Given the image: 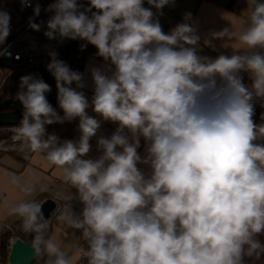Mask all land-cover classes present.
Returning a JSON list of instances; mask_svg holds the SVG:
<instances>
[{"label": "clouds", "instance_id": "obj_1", "mask_svg": "<svg viewBox=\"0 0 264 264\" xmlns=\"http://www.w3.org/2000/svg\"><path fill=\"white\" fill-rule=\"evenodd\" d=\"M20 2L32 8L30 29L45 28L57 43L83 41L101 59L80 72L48 52L56 107L42 77L19 78L13 145L42 154L78 205L57 209V221L79 233L69 256L59 236L46 235L33 186H21L27 199L11 213L34 252L47 264H245L264 255V119H253L264 102V0H246L238 24L203 40L191 13L163 31L158 17L175 0H52L39 23L40 3ZM10 21L0 10V46ZM201 40L232 52L202 55ZM72 121L75 138L47 131ZM55 197L66 199L62 191Z\"/></svg>", "mask_w": 264, "mask_h": 264}, {"label": "crops", "instance_id": "obj_2", "mask_svg": "<svg viewBox=\"0 0 264 264\" xmlns=\"http://www.w3.org/2000/svg\"><path fill=\"white\" fill-rule=\"evenodd\" d=\"M13 0H0V10H6L13 20L15 13L11 10ZM145 7H149L145 3ZM247 8L246 0H175L173 6H165L162 9L163 15H160L159 22L164 32H168L176 24L182 22L185 13H191L192 22L197 28V33L202 37L207 35L209 31H218L229 25V22L238 24L239 20L243 18ZM155 12V9H153ZM10 21V23H11ZM202 46V55L216 57L217 55L231 54L230 47H221L223 41H213L215 50ZM97 63L101 62L98 57H91L85 61L83 71L85 72L89 62L94 60ZM90 79V78H89ZM86 95L91 96L89 88L84 89ZM59 111V109H58ZM90 114L91 111L89 110ZM77 121L65 122L64 124H54L47 126L48 132H55L62 139L75 138L78 133L76 130ZM112 125L105 123L102 130L108 133L112 130ZM8 129L3 130V134ZM94 144V140L92 141ZM31 184L34 188L31 198L39 202L46 200L48 196L47 190L55 188L56 191H62L66 197L65 200H58L54 197L53 201L56 204L55 212L49 219V226L46 235L53 237L59 236L63 243L61 248L69 256L73 254L75 249L81 245L79 240V233L61 224L57 221V209L68 208L69 211L78 209V205L73 199V190L62 181L59 170L55 167H50L43 155L40 153H32L27 161L20 159L14 153L0 154V247L3 238L10 233V236L5 239L6 260L10 251V242L17 238L19 233H22L20 220L11 213V208L21 202L25 197L21 191V186ZM41 187L46 190L41 191ZM38 264H47V257Z\"/></svg>", "mask_w": 264, "mask_h": 264}, {"label": "built area", "instance_id": "obj_3", "mask_svg": "<svg viewBox=\"0 0 264 264\" xmlns=\"http://www.w3.org/2000/svg\"><path fill=\"white\" fill-rule=\"evenodd\" d=\"M31 2L33 4L38 2L41 5V14L34 22H46L51 13H46L43 9L52 0H31ZM85 2L86 0H78V3L85 4ZM11 10L16 15H20L22 20L16 26H13L8 36L9 38L7 37L6 44L0 46V48L7 47V54H0V66L9 70L12 75L20 77L42 68L49 60L48 52L55 49L60 53L68 45L70 40L57 43L56 40H48L43 35V32L46 30L45 28L42 27L40 31L30 29L28 27V19L33 14L32 8L22 9L20 0L12 1ZM244 79H247L246 75ZM8 128L9 130L0 136V154L14 153L20 159L27 161L32 153L22 152L18 147L13 145L11 140L13 127ZM56 192L55 188H49L47 190V194L52 200Z\"/></svg>", "mask_w": 264, "mask_h": 264}, {"label": "water", "instance_id": "obj_4", "mask_svg": "<svg viewBox=\"0 0 264 264\" xmlns=\"http://www.w3.org/2000/svg\"><path fill=\"white\" fill-rule=\"evenodd\" d=\"M82 44H85V42L70 40L68 45L59 53V59L65 61L71 68L77 57L88 45L85 44L84 47H81ZM45 66L42 67L36 74L42 77L45 82L51 86V92L47 94V98L51 103L56 93L55 81L46 70ZM17 78L18 76H16V79ZM14 104H19V101H17L15 97L0 104V127H14V125L19 122L23 110L22 107L12 112H2ZM55 209L56 204L53 200L47 199L42 202V211L45 219H48V221L55 212ZM22 237L25 240L21 238H14L11 240L7 264H31L36 259L38 254H36L31 248V236L22 232Z\"/></svg>", "mask_w": 264, "mask_h": 264}, {"label": "trees", "instance_id": "obj_5", "mask_svg": "<svg viewBox=\"0 0 264 264\" xmlns=\"http://www.w3.org/2000/svg\"><path fill=\"white\" fill-rule=\"evenodd\" d=\"M87 4V0L85 2V5ZM13 28V25L11 24V29ZM96 49L88 44L86 48L83 49V51L80 53V55L77 57L71 68L73 70H77L82 72L83 66L86 60H88L91 57L95 56ZM45 66V65H44ZM43 66V67H44ZM2 67L0 66V104L3 102H6L7 100L14 98L15 94L18 90V84H19V78L16 79L15 75H12L11 73L6 74L5 72H1ZM41 69V68H40ZM39 69V70H40ZM39 70L31 71L27 74H36ZM245 82L248 83L249 81L245 79ZM51 104L56 107V93L53 101ZM22 106L19 104H14L8 107L6 110L2 112H12L14 110H17L21 108ZM255 115L253 117L254 121L259 123L264 119V102H257L255 105ZM58 110V109H57ZM8 127H0V135L3 134V130L7 129ZM47 199H51L49 196L46 197ZM10 236V233H8L1 242L0 247V264H5L6 260V250H5V239ZM19 236H21V239L25 240L22 237V233H19ZM262 243H264V235L258 237ZM44 256L37 255L36 259L31 264H38L43 260ZM79 264H84V261L81 260ZM245 264H264V255H261L259 259H253V258H245Z\"/></svg>", "mask_w": 264, "mask_h": 264}, {"label": "rangeland", "instance_id": "obj_6", "mask_svg": "<svg viewBox=\"0 0 264 264\" xmlns=\"http://www.w3.org/2000/svg\"><path fill=\"white\" fill-rule=\"evenodd\" d=\"M21 20H22L21 16L15 14L13 20L11 21V24H12L13 26H16ZM1 70H2L1 72H3V73H4V72H5L6 74H9V73H10L9 70H6V69H4V68H2ZM2 135H3V134H1L0 136H2ZM51 200H52V199H51ZM17 238H21V236L18 235Z\"/></svg>", "mask_w": 264, "mask_h": 264}]
</instances>
